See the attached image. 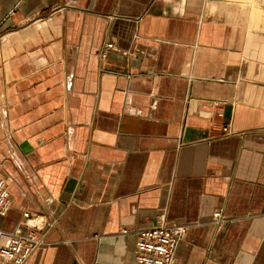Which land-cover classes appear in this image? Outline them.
Listing matches in <instances>:
<instances>
[{"label":"crops","instance_id":"1","mask_svg":"<svg viewBox=\"0 0 264 264\" xmlns=\"http://www.w3.org/2000/svg\"><path fill=\"white\" fill-rule=\"evenodd\" d=\"M263 37L206 0H0V230L44 221L23 264H135L159 216L192 224L174 264H264Z\"/></svg>","mask_w":264,"mask_h":264},{"label":"built area","instance_id":"2","mask_svg":"<svg viewBox=\"0 0 264 264\" xmlns=\"http://www.w3.org/2000/svg\"><path fill=\"white\" fill-rule=\"evenodd\" d=\"M109 50H115L114 44L107 43L101 57ZM222 131L231 133L228 127L222 128ZM10 207L9 192L0 165V217H5ZM229 221L217 210L212 213L208 223L220 229ZM43 223L42 216L23 212L22 219L13 230H0V264H23L43 244L42 238L37 234L43 228ZM190 227L192 224L168 222L163 216H159L154 226L138 230L134 248L135 264H174L177 245ZM121 233L126 234L127 230H122Z\"/></svg>","mask_w":264,"mask_h":264},{"label":"rangeland","instance_id":"3","mask_svg":"<svg viewBox=\"0 0 264 264\" xmlns=\"http://www.w3.org/2000/svg\"><path fill=\"white\" fill-rule=\"evenodd\" d=\"M210 16L264 35V0H206ZM254 34V35H253ZM264 38V37H263Z\"/></svg>","mask_w":264,"mask_h":264},{"label":"water","instance_id":"4","mask_svg":"<svg viewBox=\"0 0 264 264\" xmlns=\"http://www.w3.org/2000/svg\"><path fill=\"white\" fill-rule=\"evenodd\" d=\"M20 148L23 153H26L30 149L29 147H26V143L21 144Z\"/></svg>","mask_w":264,"mask_h":264}]
</instances>
